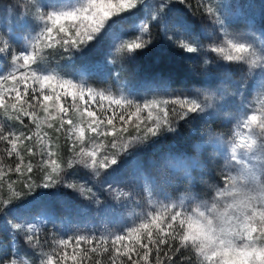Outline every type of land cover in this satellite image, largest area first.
<instances>
[{"label":"snow or ice","instance_id":"1","mask_svg":"<svg viewBox=\"0 0 264 264\" xmlns=\"http://www.w3.org/2000/svg\"><path fill=\"white\" fill-rule=\"evenodd\" d=\"M14 7V16L6 9L12 24L0 20V223L11 232L7 245L0 242V264H264V12L258 29L254 21L234 27L225 13L231 5L216 0H19ZM157 48L179 64L166 54L154 60L168 70L151 73V95L89 83L93 73ZM105 49L103 60L85 56ZM201 53V70L187 69ZM77 54L72 72L58 63ZM213 63L223 72L215 83ZM173 84L182 87L170 91ZM225 119L227 131L217 132L213 125ZM194 121L204 133L196 128L187 148L162 153L152 162L155 175L129 159ZM200 150L220 159L210 167ZM129 164L128 182L114 186ZM76 169L115 203L105 205ZM174 182L186 187L170 199L162 185ZM62 190L98 213L110 207L119 226L55 228L46 201ZM131 208L140 211L119 215Z\"/></svg>","mask_w":264,"mask_h":264},{"label":"rangeland","instance_id":"2","mask_svg":"<svg viewBox=\"0 0 264 264\" xmlns=\"http://www.w3.org/2000/svg\"><path fill=\"white\" fill-rule=\"evenodd\" d=\"M17 2H19V0H0V20H5L7 24L13 23V19L9 18L6 9H12V16H14L16 11L14 5ZM23 2L27 3L28 0H23ZM216 2L223 3L225 5H231V7L225 9V13L231 19L232 25L234 27L242 28L245 23L254 21L256 23V27L259 29L262 19V12H264V0H216ZM21 7H23V4H21ZM177 7L182 8L183 6L177 5ZM245 15L248 17V20L244 19ZM204 26L208 31H211V25H209L207 21L204 22ZM99 54H101L100 59L103 60L104 56L106 55V49L104 52ZM193 55L195 56L196 61L199 64H202V57L204 56V53H201L199 56H196L195 54ZM108 59L110 60L111 57H108ZM58 63L65 66L66 70L69 72H72L74 67H78L80 65V63H76L74 60L68 59H58ZM121 70V62L117 61L115 64L109 65L104 74L93 73L89 83L99 88H111L113 91L118 89L131 91L134 95L138 96L151 95L152 90L156 86L157 82H154L152 78H149L146 71H140L139 68V74L135 77L134 81H129L128 79L121 78L120 76L117 79L116 73H120ZM106 74H108V76H106ZM217 79H219V77ZM223 86L231 87V81L225 83ZM181 87V85L172 86L169 90L177 91ZM224 121L225 124H223L221 127L219 126L218 129H224L223 132H226L227 120L225 119ZM196 128L200 129L201 134H203L205 131V126L199 121H194L191 124L183 125L180 137L170 134L167 138H161V142L155 147L148 148L141 152L138 156L129 157V159H136L142 162L146 169V174L150 173L155 175V169L152 167V162L158 160L161 154L166 153L169 149L183 150L187 148V142L193 139V130ZM196 142L198 143L199 141L197 140ZM195 154L202 161H204V157L206 156L207 160L204 162H206L210 167L215 166V161L220 159L218 154L212 150L207 151V153H204L202 150H200ZM144 157L147 159H144ZM222 162L223 161L220 160L221 164ZM76 172L80 178L88 181L89 185L94 187V190L97 191V194L100 195L104 200L105 205H112L115 203L112 201L108 193L100 187L99 183L90 179L86 170L76 169ZM131 174L132 165L129 164L115 178H113L114 186L123 188L128 182ZM162 187L170 199H176L184 195V188L186 185L174 182L170 186L162 185ZM200 187L202 189L204 188V185H201ZM133 191L134 199L141 200L142 194L139 186H136ZM194 191H199V189H194ZM157 198L163 199V196H158ZM46 202L49 211L56 220L55 228L57 229H90L93 231L102 232L106 228L114 229L115 227L119 226L118 217L112 212L110 207L106 211L98 213L95 204H91L88 201L82 200L79 197L73 195H65L63 190L61 191L60 195L48 197ZM117 207L119 206L117 205ZM132 211L139 212L140 208H131L128 211L120 213L119 215L128 217ZM53 227L54 226L52 224H48L46 230L51 232ZM10 236V229L0 223V242H2L4 245H7L9 243Z\"/></svg>","mask_w":264,"mask_h":264},{"label":"trees","instance_id":"3","mask_svg":"<svg viewBox=\"0 0 264 264\" xmlns=\"http://www.w3.org/2000/svg\"><path fill=\"white\" fill-rule=\"evenodd\" d=\"M163 54H166L168 56L169 60H174V61H176L177 64H179V57L175 56V54H173V53H162L161 50L159 48H157V49H154L153 52L150 53L148 56L139 57L135 62L124 63L123 67H121L122 70L119 73V76L121 78H126L129 81H134L135 77L139 74V70H138L139 68H140V71H146L149 78H152L151 73L154 71H160V70L167 71L168 70L167 65L157 66L156 64H154V60L158 56L163 55ZM208 55L211 56L212 54L209 53ZM85 56H86V58L92 59V60L101 58V54H99L97 52H89V53H86ZM73 60L76 63H81V58H80L79 54L75 55ZM185 67L187 69H194L197 72H199L201 70V64H199L196 61L195 56H194L193 60L187 62ZM209 67H210V70L214 74L212 77V80H211V82L214 83L218 77L220 78L223 75V72H222V69H219L215 66V63H213ZM111 69H114V68H111ZM179 75H186V73L184 71H181V72H179ZM106 76H108V74H106ZM237 76H238V73L236 71H234L233 75H232V79L233 80L236 79ZM106 80H108V79H106ZM177 85H180V84H173L170 87L177 86ZM224 122L225 121H223V124H225ZM222 125L221 124L213 125V128L216 131L223 132L224 129H218L219 126L221 127ZM145 156H146V154H145ZM144 159H147V158L144 157Z\"/></svg>","mask_w":264,"mask_h":264}]
</instances>
